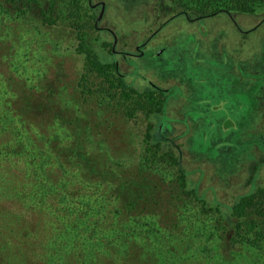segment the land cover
Returning <instances> with one entry per match:
<instances>
[{
  "label": "trees",
  "instance_id": "obj_1",
  "mask_svg": "<svg viewBox=\"0 0 264 264\" xmlns=\"http://www.w3.org/2000/svg\"><path fill=\"white\" fill-rule=\"evenodd\" d=\"M158 1L165 18L264 11V0ZM0 10L66 25L83 55L72 103L53 86L40 94L10 83L0 50V264H219L217 239L232 253L264 244V181L231 204L214 185L204 191L208 171L192 167L200 158L189 154L194 145L201 158L213 152L217 131L180 143L158 133L165 96L120 75L90 0H0ZM235 150L215 157L232 161ZM263 166L256 160L253 170Z\"/></svg>",
  "mask_w": 264,
  "mask_h": 264
},
{
  "label": "rangeland",
  "instance_id": "obj_2",
  "mask_svg": "<svg viewBox=\"0 0 264 264\" xmlns=\"http://www.w3.org/2000/svg\"><path fill=\"white\" fill-rule=\"evenodd\" d=\"M93 3L97 17L105 3V18L99 26L111 44L109 50L115 41L110 32L117 37L114 59L120 75L140 90L152 89L165 96L166 111L158 121V133L180 143L181 137L187 142L205 133L208 139L217 131L213 152L201 158L194 145V153L189 154L191 161L200 158L192 167L203 165L208 171L204 191L214 185L219 200L231 204L254 191L255 179L263 183L264 166L257 174L253 167L264 158L258 147H264V11L234 12L236 25L227 14L200 20L182 13L165 18L155 10L158 0ZM12 13L0 10V50L12 73L9 82L27 83L33 90L36 86L40 94L53 86L59 98L76 102L83 55L74 48L66 25L42 24L34 12L27 17ZM102 114L112 115L110 111ZM126 125L127 132L137 134L133 124L127 121ZM60 143L68 144L65 138ZM220 148H235L236 158L218 161L215 151ZM204 227L211 232L214 226L205 221ZM216 231L224 235L222 229ZM262 245L245 243L232 248V253L230 244L217 239L219 264L229 259L235 264H264Z\"/></svg>",
  "mask_w": 264,
  "mask_h": 264
},
{
  "label": "flooded vegetation",
  "instance_id": "obj_3",
  "mask_svg": "<svg viewBox=\"0 0 264 264\" xmlns=\"http://www.w3.org/2000/svg\"><path fill=\"white\" fill-rule=\"evenodd\" d=\"M90 3L92 4V6L95 8V10H98V7H97V4H94L93 3V0H90ZM100 7H101V10H100V15H99V17H97V20H96V26L98 27V29H100V30H102V31H104L105 32V30H103V29H101L100 28V23L102 22V20L105 18V12H106V6H105V3H102V5H100ZM182 14H184V13H182ZM187 18H189L190 20H192L188 15H186V14H184ZM229 15V14H228ZM233 15H229V17H230V19L233 21V23H235L236 25H237V22H236V20H235V18L234 17H232ZM233 18V19H232ZM197 20H200V19H204V18H196ZM196 19H194V20H196ZM238 27V26H237ZM238 29H240L239 27H238ZM109 31V30H108ZM113 33V32H112ZM118 41H117V37H116V39H115V41H114V51H116L115 50V47H117V43ZM144 45H146V43H144V44H142L141 46H144ZM140 46V45H139ZM138 48H140V47H137V49ZM138 52H139V55H141L142 54V52H141V49H139V50H137ZM116 53V55H118V52H115ZM122 53H124V54H129V53H125V52H122ZM117 65H118V63H117Z\"/></svg>",
  "mask_w": 264,
  "mask_h": 264
}]
</instances>
